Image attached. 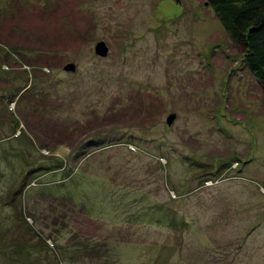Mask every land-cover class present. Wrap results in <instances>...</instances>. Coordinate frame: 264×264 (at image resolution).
<instances>
[{
	"label": "rangeland",
	"instance_id": "rangeland-1",
	"mask_svg": "<svg viewBox=\"0 0 264 264\" xmlns=\"http://www.w3.org/2000/svg\"><path fill=\"white\" fill-rule=\"evenodd\" d=\"M0 264H264V87L207 0H0Z\"/></svg>",
	"mask_w": 264,
	"mask_h": 264
},
{
	"label": "trees",
	"instance_id": "trees-1",
	"mask_svg": "<svg viewBox=\"0 0 264 264\" xmlns=\"http://www.w3.org/2000/svg\"><path fill=\"white\" fill-rule=\"evenodd\" d=\"M207 2L217 15L223 29L232 42L240 48L241 61H243L252 72L260 85L264 87V0H207ZM3 67H7V65ZM2 69L7 70L6 68ZM7 94L9 95L10 91ZM171 162L172 160L169 161L168 159L165 164H170ZM163 170L168 176L167 168L164 167ZM214 172V170H211L210 173L212 174ZM204 173V171L200 172L198 174L199 177ZM32 182L35 184L37 183L36 179H33L28 185H35L32 184ZM173 186L174 189L177 188L175 187L176 185ZM164 207L165 210L161 209L163 221H174L179 225L180 229L184 231L183 224L185 222L182 215L183 213L174 211L171 208L168 209L166 206ZM30 223H32V221ZM45 239L44 237V240ZM88 245V241H86L83 246H81L85 249V252L89 254L97 252H89L90 245Z\"/></svg>",
	"mask_w": 264,
	"mask_h": 264
},
{
	"label": "crops",
	"instance_id": "crops-1",
	"mask_svg": "<svg viewBox=\"0 0 264 264\" xmlns=\"http://www.w3.org/2000/svg\"><path fill=\"white\" fill-rule=\"evenodd\" d=\"M169 159V161H171V158H168ZM164 178H165V176H164ZM174 187V186H173ZM172 187V188H173ZM176 187V186H175ZM180 198V197H179ZM179 198L178 199H176V200H166V201H164L165 203H166V207H168V209L169 208H171V209H173L174 211H177V212H181L180 210H178L177 209V205L179 204V203H181V201L183 200V199H181L180 201H178L179 200ZM183 202V201H182ZM160 203H162L161 201H160ZM180 207H184V206H180ZM180 207H179V209H180ZM182 213V212H181ZM157 231H158V233L156 232V230H155V234H157V235H160V236H164L165 237V234L168 232L171 236L172 235H181V232H182V230L180 229V227H179V225L177 224V223H175L174 221L173 222H170V221H167V222H163V224H162V226L160 227V228H158L157 229ZM160 232V233H159Z\"/></svg>",
	"mask_w": 264,
	"mask_h": 264
},
{
	"label": "water",
	"instance_id": "water-1",
	"mask_svg": "<svg viewBox=\"0 0 264 264\" xmlns=\"http://www.w3.org/2000/svg\"><path fill=\"white\" fill-rule=\"evenodd\" d=\"M107 51H108V47L105 45V42L104 41L100 40V41H98L96 43V45H95V52L97 54H100L101 56H104V55H106ZM65 69L74 70L75 69V64L73 62H68L65 65ZM174 118H175L174 113H170L166 117V123L168 125H170L173 122Z\"/></svg>",
	"mask_w": 264,
	"mask_h": 264
},
{
	"label": "flooded vegetation",
	"instance_id": "flooded-vegetation-1",
	"mask_svg": "<svg viewBox=\"0 0 264 264\" xmlns=\"http://www.w3.org/2000/svg\"><path fill=\"white\" fill-rule=\"evenodd\" d=\"M238 164H239V162H238ZM231 165V163H229L228 165H227V163L225 164L224 163V165H223V167L221 168V169H223V171L225 172H227V170H230L231 168H229L228 169V167ZM235 169H236V167H235ZM206 173H209V172H206ZM218 175V174H217ZM210 177L212 176V175H209Z\"/></svg>",
	"mask_w": 264,
	"mask_h": 264
},
{
	"label": "built area",
	"instance_id": "built-area-1",
	"mask_svg": "<svg viewBox=\"0 0 264 264\" xmlns=\"http://www.w3.org/2000/svg\"><path fill=\"white\" fill-rule=\"evenodd\" d=\"M32 184H35L34 182H32Z\"/></svg>",
	"mask_w": 264,
	"mask_h": 264
}]
</instances>
